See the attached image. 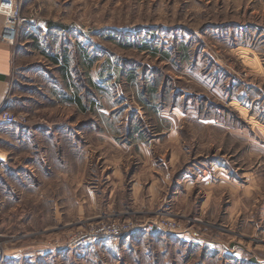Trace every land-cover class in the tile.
<instances>
[{
  "label": "rangeland",
  "instance_id": "obj_1",
  "mask_svg": "<svg viewBox=\"0 0 264 264\" xmlns=\"http://www.w3.org/2000/svg\"><path fill=\"white\" fill-rule=\"evenodd\" d=\"M15 1L20 18L55 24L57 68L31 41L29 60L52 81L66 70L83 105L37 75L40 104L19 115L73 137L14 143L0 126V252L43 245L44 264L264 263V0H28L25 16ZM211 168L199 186L182 178ZM167 221L172 232L99 239L101 228ZM188 231L202 241H184Z\"/></svg>",
  "mask_w": 264,
  "mask_h": 264
},
{
  "label": "crops",
  "instance_id": "obj_2",
  "mask_svg": "<svg viewBox=\"0 0 264 264\" xmlns=\"http://www.w3.org/2000/svg\"><path fill=\"white\" fill-rule=\"evenodd\" d=\"M28 0H19L22 12L24 16L27 14L24 11L25 3H27ZM38 14L35 13V16L32 14H29L25 18L24 27L21 29L20 38H18L17 43L15 46L7 45L2 42H0V105L6 103V106L9 111L15 114H23L25 116H29L30 109L34 104H37L36 100L34 99V95L30 94L32 90V85H37V83L34 82V77L37 75H41L40 77L44 80H46L47 84L46 87L48 88V91L50 93H57L59 99H63L64 102L73 106L77 105H83L81 99L79 98V95L76 92H73L71 94V84L68 81L66 70L61 76V73L59 71L58 79H53V81L49 78L50 75L48 74L46 69H43L38 64H34V62L30 59V54L27 50V42L31 41L34 42V47L36 49H40V56L42 58H45L48 61V66L51 68H57V65L59 63L58 56L54 55H47V51H49L50 47L57 45L56 42V36H55V24L52 22H48L47 20H44L42 17H37ZM4 25V17L0 14V32ZM58 33V31H57ZM56 33V35H58ZM60 33V31H59ZM41 38V39H40ZM59 81H62V85L66 83V88H64L63 92H61V87L59 84ZM33 83V84H32ZM64 83V84H63ZM52 84V86L50 85ZM44 83H42L43 87ZM36 87V86H35ZM39 85L35 88L36 91L42 90ZM45 89V88H44ZM65 95L64 97L62 94ZM55 95V96H56ZM67 95V96H66ZM35 101V102H34ZM32 103V104H31ZM86 109H84L85 111ZM87 111L91 112V109L88 108ZM85 111V112H87ZM32 112V111H31ZM27 125H5L1 126L3 128L10 129L15 132L16 140L14 143H17V140L21 143L26 139V137H29L30 133L39 132V131H53L55 133L59 132L60 126L57 125L55 127L56 130L49 129L46 127L48 124H33L29 121L26 123ZM46 125V126H45ZM52 126L54 124H51ZM43 126V127H42ZM49 126V127H52ZM30 129V131H26ZM172 131V128L169 129ZM75 128L73 127L71 130V126H68V129L65 131L60 132H68L67 137L71 136L73 137V132H75ZM55 133L50 135L48 139L51 140L52 144L55 145L57 138H55ZM58 134V133H57ZM21 137V138H20ZM60 139V138H59ZM5 137L6 142H13L12 139ZM145 144V141H141ZM148 142L146 145H141L144 148H147L149 146ZM44 150V149H43ZM6 155H8L7 152H5ZM54 155L57 157V152L54 149ZM53 153V154H54ZM60 155V154H59ZM58 158V157H57ZM47 161L42 160V164H44L43 169L46 172L51 171L50 168L46 164ZM220 166V165H219ZM222 167V166H221ZM221 167H216V171H221ZM213 169H200V172L194 173V177L190 175V173H185L183 175V179H192L191 185H197L199 186L200 182H204L211 173ZM41 172V171H40ZM43 172V171H42ZM41 172V174H42ZM211 172V173H210ZM44 173V172H43ZM186 183L188 181H185ZM184 182V184H185ZM181 236L183 234L178 233ZM177 234V235H178ZM179 236V235H178ZM184 238V241L190 242V243H199V241H202V239H198L195 236H190L189 231L185 233V235L182 236ZM204 242V241H203ZM210 240L205 241L204 243H210ZM67 249V248H66ZM65 249V250H66ZM45 256V248L43 245L39 246H25V247H19V248H5L1 251L0 254V264H44L43 258ZM260 264H264L262 260H260Z\"/></svg>",
  "mask_w": 264,
  "mask_h": 264
},
{
  "label": "built area",
  "instance_id": "obj_3",
  "mask_svg": "<svg viewBox=\"0 0 264 264\" xmlns=\"http://www.w3.org/2000/svg\"><path fill=\"white\" fill-rule=\"evenodd\" d=\"M0 14L4 17V25L0 32V42L12 46L17 37L18 30L25 20L20 18V7L15 0H0ZM16 124H26L24 116L9 111L6 103L0 105V126ZM132 230L143 232H164L168 230L172 232L174 229L171 227L169 221H167L166 224L154 222L152 224H139L137 226L128 227H119L116 225L108 228H101L99 230V239L104 238L106 235L117 236ZM92 239L93 238L89 237L84 241H91Z\"/></svg>",
  "mask_w": 264,
  "mask_h": 264
}]
</instances>
